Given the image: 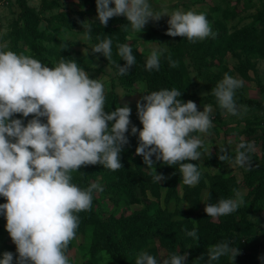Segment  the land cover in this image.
<instances>
[{
	"label": "clouds",
	"instance_id": "obj_1",
	"mask_svg": "<svg viewBox=\"0 0 264 264\" xmlns=\"http://www.w3.org/2000/svg\"><path fill=\"white\" fill-rule=\"evenodd\" d=\"M95 4L101 25L123 15L130 22L126 28L139 33L150 18L156 21L167 15L168 35L183 36L190 42L214 35L204 12L155 11L151 0H95ZM91 31L88 26L82 39H90ZM112 43L105 38L91 50L108 60ZM165 52V48H153L146 57L145 68L159 70ZM117 54L125 61L116 65L117 74H127L136 63L130 44H118ZM166 58L170 67H176L170 53ZM243 83L225 73L212 88L219 107L228 114H241L234 96ZM143 93L137 101L142 128L131 127V134L138 133L136 153L142 155L154 182L166 177L156 171L153 156L170 166L179 164L183 184L196 185L201 172L197 163L189 161L198 160L205 145L202 138L192 133H208L212 106L204 105L203 110H198L192 100L182 101L181 91L175 87ZM15 113L33 115L25 124L21 118H13ZM130 113L127 103L106 111L103 82L90 78L75 59H60L49 66L0 42V196L6 198L0 203V215L5 217V228L16 246L15 264H73L66 249L77 235V214L90 210L94 192L103 188L98 182L81 188L72 182L71 174L87 164L99 163L113 171L122 167L120 154L128 143L125 133ZM254 150L253 144L241 140L236 145L235 164L251 168L249 153ZM219 151L220 160L229 159L224 145L219 146ZM242 204L243 193L237 190L233 197L205 203L204 211L216 218L235 212ZM186 234L198 239L195 228ZM238 251L224 240L208 248L207 261L199 259L213 264L229 256L232 264ZM186 257L187 253H173L157 259L141 251L135 264H186ZM13 262V253L5 251L0 264Z\"/></svg>",
	"mask_w": 264,
	"mask_h": 264
},
{
	"label": "rangeland",
	"instance_id": "obj_2",
	"mask_svg": "<svg viewBox=\"0 0 264 264\" xmlns=\"http://www.w3.org/2000/svg\"><path fill=\"white\" fill-rule=\"evenodd\" d=\"M20 2L24 3L25 9L21 7ZM151 3L155 11L167 9L171 12L174 9H180L204 12L211 28L220 27L224 36L228 37L225 39L227 46H220L219 50L207 46L203 54L204 64L202 66L206 76L198 74L184 49L176 51L179 46L178 36L167 34V15H162L156 21L150 18L143 30L135 33L126 28L125 25L130 22L123 15L114 16L108 20L107 25H101L97 17L95 0H0V42L6 43L8 49L33 57L39 52L41 57H45V63L49 66L55 65L60 59H75L87 71L90 78H98L103 82L106 111L114 110L117 105L122 106L125 103L131 109L130 124L125 133L128 136V143L123 146L120 154L123 158L122 169L113 171L103 165L95 164L80 166L87 175L85 179L90 183L98 182L103 191L94 192L97 200L93 207L94 214L91 222L79 224L77 235L69 242L66 254L73 264H108L113 256L103 235L94 236V228L97 225L99 228L103 227V230H97L96 233H109L115 244L121 240L127 241L135 233L134 225L136 227L138 223L143 224L135 230L137 231L143 228L148 220H143L144 217H138L135 220L134 212L142 211L144 204L151 200L154 206L161 208L160 210L170 211L172 215L169 221L156 220L158 224L163 225L156 235L145 236L137 241V250L130 264H135L136 256L141 251H146L157 259L168 258L173 253H187L186 264H204L199 258L202 257L204 261H207L208 248L224 240L229 241L233 248L237 247L239 250L232 264H264V183H259L258 173L255 172L250 177V185L256 186L257 192L254 191V195L247 193L250 186L245 184L244 176L248 169L236 165L234 159L236 145L243 140L254 145L255 150L249 153L251 163H256V165L260 163L264 108L236 103L241 114L231 115L219 107L214 95L213 102L205 101L201 104L198 101L199 96L212 93V88L225 73L243 80V86L240 87L242 94L264 101V17L261 20L255 18L256 13L264 12V0H151ZM88 26L92 29L91 38L84 40L82 37ZM251 30H255L257 37L249 43L250 46H241L237 43L229 45L228 41L234 38H249L244 33ZM105 38L113 42L112 56L108 60L102 54L91 50L96 42ZM203 40L197 39L192 42V45H200ZM121 43L130 44L132 50L134 49L142 60H146L153 48H165V56L161 57L159 69L165 66L169 72L174 68L179 70L180 76L176 77L174 70L173 79L176 78L178 81L187 79L185 93L192 97L198 110H203L204 105L212 106V127L208 133H192L193 136L203 139L205 147L201 149L202 156L191 162L197 163L201 176L204 173H221L225 178L236 181L234 194L238 190L244 196V204L241 206L251 202L252 210L246 213L251 226L243 229L235 228L233 225L227 227L223 233L225 237L220 240L214 234L205 233L207 225L200 226L196 222L197 218L203 220L206 215L205 203L209 204L207 203L209 202L207 184L201 186L199 182L194 186L185 185L179 173L172 196L167 197L171 192L168 185L171 176L165 171H157L166 179L159 183L155 182L159 190L158 195L153 196L148 188L141 187L140 181L137 180L138 176L131 175V168L137 166L136 156L138 155L135 151L138 134H131V127L136 126L137 101L141 100L143 92H147L148 89L145 76L132 81L129 85L120 81L116 65L122 60L117 54V45ZM196 52L200 56V50L197 49ZM169 53L171 58L177 62L176 67L169 66L166 58ZM108 100L112 102V108L108 105ZM32 115L23 117L22 114L15 113L13 118H21L26 124ZM221 145H224L229 157L226 161L218 158L221 155L219 151ZM125 146L128 152L126 160ZM153 161L155 162V158ZM138 163L139 170L151 176L142 156ZM73 174L72 172L71 175ZM124 181L128 185H133L137 199L129 196L121 201L118 200L120 192H110L109 185L117 182L116 186L121 187L120 183ZM72 182L84 188L79 181H75V178ZM258 198L260 201H257ZM4 202L6 198L0 196V203ZM180 219L182 222L175 226V220ZM208 219L216 221L213 217ZM188 221L193 224L197 234L201 233V237L203 236L198 255L188 248L183 249L181 244L179 232L184 222ZM5 224V217L0 215V259L3 258L5 251H11L14 256L13 264H15V257L18 253ZM163 238L168 240L172 238L175 242L174 248H170V242L164 244ZM116 248L119 250V246L116 245ZM213 264H231V259L229 256H224Z\"/></svg>",
	"mask_w": 264,
	"mask_h": 264
},
{
	"label": "trees",
	"instance_id": "obj_3",
	"mask_svg": "<svg viewBox=\"0 0 264 264\" xmlns=\"http://www.w3.org/2000/svg\"><path fill=\"white\" fill-rule=\"evenodd\" d=\"M21 3V7L23 9H25V5L24 3ZM264 17V12L259 11L258 13L255 14V18L261 20V18ZM214 35L208 36L206 38H204V40L202 41V45H192V42L186 40L185 37L183 36H178V42L177 44L179 46H177V50L180 49H184L186 51V55L188 56V58L190 59V63L192 66H194V69L198 72L199 75L201 76H206L204 74V71L202 70V66L204 64V57L203 54L206 52V48L207 46H209L210 48H213L214 50H219L220 46H227V43L225 39H227L228 37H225L223 32L221 31L220 27H215L212 29ZM102 35V34H101ZM101 35L99 37H101ZM244 35L246 37H249L247 39H243L242 37H238L237 39H233L232 41H228L229 45L231 46V44L233 43H237L241 44V46H250L249 43L251 41H253L256 37L257 34L255 32V30H251L246 31L244 33ZM99 37H97V39L99 40ZM96 38V37H95ZM97 43V42H96ZM176 44V45H177ZM194 46H201L199 48H195ZM197 49L200 50V56L197 54ZM133 55L136 57V63L135 65H133L130 69L129 72L127 74H123V75H119L120 81L125 84V85H129L131 84L132 81L137 80V79H141L143 78L142 76H145L146 78V84H147V92H151V91H155V90H159L161 88H177L178 90L181 91V97L180 99L182 101H187V100H192V97L188 96L185 93V89L187 87V83H186V78L185 79H180L179 81L176 80V78L173 79V75H174V70H175V76L179 77V70L177 71L175 68L169 72L168 69L164 66L159 70H147L145 68V60H142L140 58V56L135 53V50H132ZM34 58L42 61L43 63H45V57H41L39 55V52L37 53V56H35ZM120 64L123 65L125 63L124 60H120ZM46 64V63H45ZM183 67V66H182ZM234 99L236 101V103H242L245 105H248L250 107H258V108H264V101L262 100H257L255 98H251V97H247L244 94H242V91L240 88L235 90V96ZM198 101H200L201 104H203V102L207 101V102H213L214 101V96L213 93H211L210 95L207 96H199L198 97ZM108 105L111 106V108L113 107V104L110 100L107 101ZM194 102V101H193ZM31 115V114H29ZM42 121H46V118L41 117ZM136 121V127L137 129L142 128V124L140 122V120L138 119V116L135 119ZM138 134V133H137ZM261 138H262V143H261V160L260 163L258 165H256V163H251V168H248V171L245 173L244 176V180H245V184H248V186H250V188L248 189L249 194H255V192H257L256 190V186H251L250 185V181H251V175L255 174V172L258 173V179H259V183L263 182L264 183V127L262 128V134H261ZM246 142V141H245ZM248 143V142H246ZM138 145V143H137ZM124 152H125V160L128 157V152L126 149V146L124 148ZM124 155V154H123ZM121 155V156H123ZM140 154H138L136 156L137 161L136 164L137 166L135 168H131L132 169V176H138L137 180L140 181L141 187L144 188H148L151 191V194L153 196H157L158 195V188L156 186V183L152 180L151 176H149L147 173L145 174L143 171H140L138 166H139V161L141 159ZM155 158V156H153V159ZM123 158L120 157V161H122ZM191 162V161H189ZM192 163V162H191ZM214 163V162H213ZM122 164V163H121ZM95 165H100L99 163L95 164ZM154 166L156 167V171L158 172H166L171 176V179L169 180V188L170 189V194L167 195V197H171L172 193H173V189L175 188V185L178 181L179 178V164H175V165H167L165 163H162V161L160 160H156L154 162ZM121 168L117 169V170H121ZM73 176H72V180L75 178V181L78 182L80 184H82V186H84V188H86L90 182L88 180L85 179V171L82 170L80 167L78 168V171H74L73 172ZM87 176V175H86ZM203 176V177H202ZM201 176L200 179V185L201 186H205L206 184L208 185V201L207 203H211L214 204L216 203L219 199H224V198H230L234 195V189L236 186V181H234L231 178H225L224 176L221 175V173L217 174V173H213V174H208V173H204ZM204 178H206L207 180H205ZM180 180V179H179ZM117 182L114 183L113 185H109V190L112 193H116V192H120L121 194H119L120 196H118V200H125L126 198H128L129 196L132 197V199H137L136 197V193H135V189H133V185H128L127 183H120V185H122L121 187H117ZM127 186V187H126ZM198 187V186H197ZM194 190V189H192ZM143 192L145 190H142ZM255 191V192H254ZM128 195V196H127ZM166 198V196H165ZM190 198V197H189ZM96 198L93 197L92 200V207L90 210L88 211H81L80 213H78L77 215L79 216V224H85L86 222H91L92 216L94 214V204L96 203ZM151 201V200H150ZM146 202L144 205L145 207L143 208L142 211H137L134 212L135 216L134 219L137 220L138 217H144L143 220H147L146 225L135 231L136 229L140 228L143 226V224L138 223L135 227H133V230L135 233H133L129 239L127 241H119L116 242L117 244H115L112 240V238L110 237L109 233L103 232L102 234H97L96 231L99 230H103V227H100L97 225L94 228V236H101L103 235V237L105 238L106 241V245L109 247V251L111 252L112 260H110V262L108 264H130L132 263V257L134 255V253L137 250V241L139 239H142L145 236H154L156 235L160 229L163 227V225L158 224L156 222V220L158 221H169L170 216L172 215V212L170 211H165V210H160L161 208H158L156 206H154V202ZM257 201H260V198L257 199ZM251 203V202H250ZM250 203L240 206L235 212L230 213L228 215H224V216H220V217H216V221H210L208 218H210V216L206 215L204 216L203 220L200 218H197V224L198 225H207V230L205 231V233L211 235L214 234L218 239L220 238L223 239V233L225 231V229L227 227L230 226H234L235 228L239 227V229H243V228H248V226H251L252 224L247 220L246 218V213L251 211L252 208L250 207ZM156 207V208H155ZM195 215V214H193ZM3 216V215H2ZM238 216V217H237ZM190 217V215H189ZM194 217V216H193ZM212 218V217H211ZM167 219V220H166ZM175 226H177L179 223L182 222V220H175ZM186 221V220H185ZM155 226V227H153ZM193 229V224L191 222H184V226L181 229V231L179 232L180 235V239L182 246L184 247L183 249L188 248L189 250H191L194 254H200L199 250L201 248V244H202V237H201V233L197 234L198 235V239L197 238H193L191 236H188L186 234L187 231ZM251 229V228H249ZM78 230V228H77ZM76 230V231H77ZM204 234V233H203ZM207 235V236H209ZM162 237V236H161ZM179 239V241H180ZM163 243L165 244V242H170V248H174V244L175 242L172 240H168V239H162ZM116 245L119 246V250L116 248Z\"/></svg>",
	"mask_w": 264,
	"mask_h": 264
}]
</instances>
